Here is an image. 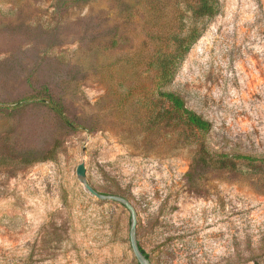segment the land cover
Returning <instances> with one entry per match:
<instances>
[{
	"label": "rangeland",
	"instance_id": "rangeland-1",
	"mask_svg": "<svg viewBox=\"0 0 264 264\" xmlns=\"http://www.w3.org/2000/svg\"><path fill=\"white\" fill-rule=\"evenodd\" d=\"M219 2L164 85L202 134L150 92L183 0H0V264H136L81 162L151 264H264V0Z\"/></svg>",
	"mask_w": 264,
	"mask_h": 264
},
{
	"label": "trees",
	"instance_id": "trees-1",
	"mask_svg": "<svg viewBox=\"0 0 264 264\" xmlns=\"http://www.w3.org/2000/svg\"><path fill=\"white\" fill-rule=\"evenodd\" d=\"M184 6L176 13L180 14L179 23H165V28L161 31V26L157 25L155 34V53L151 59L152 73L150 77V92L153 98L166 100L170 108L180 116L187 126L205 134L211 129V122L202 115L186 106L184 99L172 90H165V83H169L177 70L180 61L185 57L191 46L198 40L206 29L207 21L219 14L221 7L219 0H183ZM163 50V51H162ZM52 109L69 125L71 124L65 117L59 103L50 102ZM153 117L156 121L164 119L165 110L156 104L152 109ZM200 145L205 149L206 145L201 141ZM208 148V147H207ZM213 155L219 159L227 158L226 154L216 150H211ZM238 157L250 162L262 161L264 156H252L239 154ZM98 192L105 194L107 191ZM140 250L148 258L147 253L139 244ZM136 264H139L136 261Z\"/></svg>",
	"mask_w": 264,
	"mask_h": 264
},
{
	"label": "water",
	"instance_id": "water-1",
	"mask_svg": "<svg viewBox=\"0 0 264 264\" xmlns=\"http://www.w3.org/2000/svg\"><path fill=\"white\" fill-rule=\"evenodd\" d=\"M85 165L83 162L79 163L76 167V174L83 178L84 187L97 198L111 199L123 204L130 211V227H129V243L131 251L139 264H151L149 259L140 250L139 243L137 241L136 227H137V212L135 207L124 197L111 194H102L94 189V187L85 180Z\"/></svg>",
	"mask_w": 264,
	"mask_h": 264
}]
</instances>
